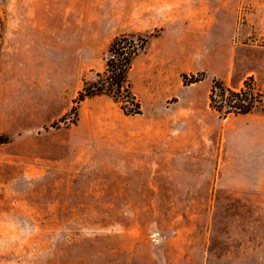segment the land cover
I'll list each match as a JSON object with an SVG mask.
<instances>
[{
  "label": "rangeland",
  "instance_id": "374dc122",
  "mask_svg": "<svg viewBox=\"0 0 264 264\" xmlns=\"http://www.w3.org/2000/svg\"><path fill=\"white\" fill-rule=\"evenodd\" d=\"M122 34L133 115L78 99ZM249 77L264 0H0V264H264V111L209 99Z\"/></svg>",
  "mask_w": 264,
  "mask_h": 264
},
{
  "label": "trees",
  "instance_id": "16d2710c",
  "mask_svg": "<svg viewBox=\"0 0 264 264\" xmlns=\"http://www.w3.org/2000/svg\"><path fill=\"white\" fill-rule=\"evenodd\" d=\"M147 38L141 35H118L110 44L104 71L98 72L99 79L86 83L80 91L79 101L98 93L113 98L127 115L141 112V100L133 91L129 72L133 60L145 47ZM210 106L221 116L248 114L256 109L264 111V86L257 88L252 77L241 87H230L223 81L215 80L209 94ZM5 142L0 136V143Z\"/></svg>",
  "mask_w": 264,
  "mask_h": 264
},
{
  "label": "crops",
  "instance_id": "0c3cea01",
  "mask_svg": "<svg viewBox=\"0 0 264 264\" xmlns=\"http://www.w3.org/2000/svg\"><path fill=\"white\" fill-rule=\"evenodd\" d=\"M145 7H149V6H152L153 5V3L152 2H150V1H148L147 3H144L143 4ZM137 6H139V4H138V2H137ZM150 12V9H147V8H145L144 9V13H145V15L146 14H148ZM148 17V16H147ZM134 61V60H133ZM144 103L143 102H141V105H143ZM142 107V106H141ZM248 130V129H247ZM260 184H261V182H260ZM259 184V185H260ZM259 187H261V186H259Z\"/></svg>",
  "mask_w": 264,
  "mask_h": 264
}]
</instances>
